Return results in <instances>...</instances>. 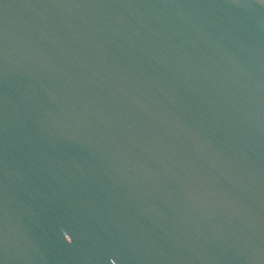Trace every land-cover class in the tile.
I'll use <instances>...</instances> for the list:
<instances>
[{"label":"water","instance_id":"obj_1","mask_svg":"<svg viewBox=\"0 0 264 264\" xmlns=\"http://www.w3.org/2000/svg\"><path fill=\"white\" fill-rule=\"evenodd\" d=\"M0 264H264V0H0Z\"/></svg>","mask_w":264,"mask_h":264}]
</instances>
